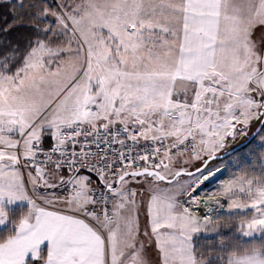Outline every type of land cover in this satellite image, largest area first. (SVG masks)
<instances>
[{
    "label": "snow or ice",
    "instance_id": "snow-or-ice-1",
    "mask_svg": "<svg viewBox=\"0 0 264 264\" xmlns=\"http://www.w3.org/2000/svg\"><path fill=\"white\" fill-rule=\"evenodd\" d=\"M0 264H264V0H0Z\"/></svg>",
    "mask_w": 264,
    "mask_h": 264
}]
</instances>
